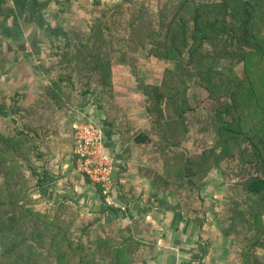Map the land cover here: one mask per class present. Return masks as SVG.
I'll list each match as a JSON object with an SVG mask.
<instances>
[{
  "label": "trees",
  "instance_id": "trees-1",
  "mask_svg": "<svg viewBox=\"0 0 264 264\" xmlns=\"http://www.w3.org/2000/svg\"><path fill=\"white\" fill-rule=\"evenodd\" d=\"M14 1L15 8L28 10L39 29L47 28L45 35L49 40L63 39L56 61L58 70L46 87L56 108L61 111L67 106L69 98L62 83L73 90L75 72L85 79L81 95L87 96V100H81L82 109L93 96L92 81L106 90L110 103L115 98L116 63L102 21L97 18L86 29L50 27L42 19L41 7L29 0ZM166 6L157 12V27L132 22L129 34L137 38L149 55L171 63L158 84L134 79L140 100L153 117L152 132L166 163L164 173H154L152 181L165 188L169 178L179 177L189 191L201 190L211 170L229 157L237 159L240 179L230 185L237 197L221 224V233L238 239V260L232 264H264V253H258V249L264 250V0H178ZM15 8L6 15H14ZM15 28L2 17L1 38L10 40ZM24 47L22 43L18 50ZM117 64L124 66L125 62L120 60ZM240 64L242 75L236 70ZM194 83L207 91L214 104L207 124L215 141L197 155H190L178 147L189 132L186 115L192 105L187 91ZM109 107H115L114 101ZM4 109L6 115L14 113V109ZM19 132L22 138L0 133V264H134L139 260L141 256L135 254L138 240L102 235L88 244L80 236L74 237L73 223L62 212L34 211L26 205L30 186L24 171L37 176L33 186L44 194L41 187L44 188L51 151L29 123ZM147 140L143 134L135 136L137 143L145 144ZM73 148L74 139L72 160ZM96 190L107 214L118 210L105 204L100 185ZM115 191L114 186L113 196ZM207 252L204 242L201 257Z\"/></svg>",
  "mask_w": 264,
  "mask_h": 264
},
{
  "label": "rangeland",
  "instance_id": "rangeland-1",
  "mask_svg": "<svg viewBox=\"0 0 264 264\" xmlns=\"http://www.w3.org/2000/svg\"><path fill=\"white\" fill-rule=\"evenodd\" d=\"M177 1L99 0L95 5L88 1L78 8L71 6L68 11L69 15L64 16V21L60 23L66 30L79 27L86 29L95 19H100L107 35L108 45L112 50V60L116 63L113 70L115 98L112 99L115 107L110 109L112 101L108 102L106 90L94 85L93 81L91 87L94 93L89 99H93L94 103L97 102L100 105V108L105 111L104 114L110 118L109 122L114 121L112 125H107L108 133L105 137V145L115 158L114 186L117 185L116 177L120 171L118 165H124L123 171L126 170V172L128 169H135L138 171V176L143 179V183H151L155 185V191L163 193L161 199L166 203L185 201L190 208L195 209L198 215L203 210L204 212L209 210L208 217L214 215L215 218L212 228L214 227L215 231L218 230L217 233L222 235L221 224L227 217L233 198L237 197L236 190L231 189L230 186L231 183L240 179L237 159L229 157L218 168L211 170L203 180L201 190L189 191L179 177L175 180L167 176L169 180L165 188H160L156 182L152 181L154 173H164L166 163L156 146L157 138L152 132L153 117L147 114L146 107L140 100L135 80L142 78L146 83L158 84L163 79L164 70L171 63L169 60L149 55L147 49L138 44L136 37H130V25L132 22L136 25L142 21L146 25L151 24L157 27L159 24L157 23V12L163 11L170 2L177 3ZM45 18H47L46 21L54 22L48 16ZM7 22L14 24L16 28L10 41L5 37L0 38V133L8 137L19 138L22 135L19 130L29 123L33 129L38 131L39 138H44L43 142L46 147L56 146L52 142L56 141L59 136L61 137L59 145L63 153L62 158L68 166H74V161L71 159V147L77 124L92 119L100 125L98 118L92 117L88 112V106L84 110L80 107L83 99L87 100V96L81 95L85 79L75 72L73 90L66 83H62L69 100L67 106L63 108L66 111L58 110L47 95L46 87L58 70L56 61L59 58L58 53L61 52L63 39L56 37L50 43L46 36L37 29V24L28 12L12 15L11 21L7 19ZM9 42L11 47H7ZM22 43L26 45L24 50H18V45ZM145 46L148 47L149 44ZM120 60L125 62L124 66L117 64ZM236 70L242 75V64L237 65ZM187 96L192 105V110L186 115L189 132L178 148L190 155H197L215 141V134L207 124L208 114L214 104L207 91L195 83L189 86ZM5 107L14 109L12 116L6 115ZM138 134L147 137L145 144L135 142V136ZM21 144L19 145L23 146L24 142ZM44 145L43 149L46 150ZM115 153L124 157L123 164L120 161L116 162ZM24 174L27 175L26 180L30 186L26 192V205L29 208L48 213L49 211L62 212L64 217L73 223L71 231L74 237L80 236L85 243L89 244V240L92 241L98 236L110 235L105 232L108 226L102 224L100 211L90 210L71 199L62 203L57 199L53 200L49 197L51 191L46 183L43 184L44 188L41 187L47 190L43 194L33 186L37 176L30 171H24ZM80 175L85 178L84 175ZM123 175L121 172L122 179ZM176 175L178 176L177 173ZM90 183L96 190L97 186ZM233 237V235L224 237L226 238L224 244H229L233 261H237L238 239ZM205 245L209 248L211 242L206 240ZM258 253H264V250L258 249Z\"/></svg>",
  "mask_w": 264,
  "mask_h": 264
},
{
  "label": "crops",
  "instance_id": "crops-1",
  "mask_svg": "<svg viewBox=\"0 0 264 264\" xmlns=\"http://www.w3.org/2000/svg\"><path fill=\"white\" fill-rule=\"evenodd\" d=\"M22 1L24 0H20L21 3ZM88 1L95 5L98 4L97 1L99 0H29V3L41 7L42 19L46 24L49 23L50 27L58 26L65 29L60 22L64 21V16L69 15V8L71 6L78 8ZM15 7L17 5L14 0H0V20L2 17H6L11 21L13 14H6L10 9L14 10ZM16 9L18 8H15V16L28 12V10H21V7L18 10ZM32 11L38 13L35 10ZM46 16L52 18L54 22L46 21ZM36 26L46 36L47 28L40 26L39 29L38 25ZM46 38L50 43L52 42L47 36ZM87 106L90 115L98 118L100 126L103 127L104 135L107 137V125H112L109 122L111 121L110 118L104 114L105 111L100 108L97 102H93V99H90ZM105 115L108 117L107 120ZM60 143L61 137L57 136L56 141L52 142L56 146L50 147L51 154L49 155L45 178L46 186L51 191L49 197L53 200L57 199L61 203L71 199L90 210H102L103 212L107 208L100 195L90 182H87L75 171L73 165L68 166L66 161L63 160ZM115 154L117 157L116 162L120 161L123 164L124 157L120 156L119 153ZM118 168H120V171H118L116 177L117 185L114 199L120 207H115L118 210L111 215L105 211L100 212L102 214L100 217L102 224L108 226V229H105L106 234L140 241L135 254L141 257L134 264L233 263V255L229 244H224L226 238L222 237L220 233L218 234V230L215 231L214 227L212 228V224H215V218L214 215L208 217L209 210L205 212L203 210L198 215L192 210L193 207L190 208L185 201L170 202L168 204L161 199L163 193L161 194L158 190L155 191V185L142 182L143 179L138 176L137 170L128 169V172L123 171L124 165H118ZM121 172L124 174L123 179ZM45 191L47 192L46 188ZM206 240L211 242V246L208 248V252L201 257ZM147 255H149V258H142Z\"/></svg>",
  "mask_w": 264,
  "mask_h": 264
},
{
  "label": "built area",
  "instance_id": "built-area-1",
  "mask_svg": "<svg viewBox=\"0 0 264 264\" xmlns=\"http://www.w3.org/2000/svg\"><path fill=\"white\" fill-rule=\"evenodd\" d=\"M105 143L102 127L92 119L78 123L74 134V167L94 185L101 186L107 206L120 207L113 196L115 158L107 153Z\"/></svg>",
  "mask_w": 264,
  "mask_h": 264
}]
</instances>
